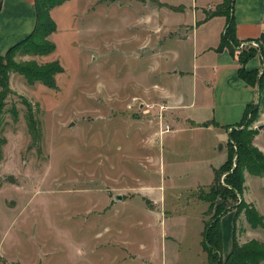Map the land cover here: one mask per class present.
<instances>
[{"label":"rangeland","instance_id":"1","mask_svg":"<svg viewBox=\"0 0 264 264\" xmlns=\"http://www.w3.org/2000/svg\"><path fill=\"white\" fill-rule=\"evenodd\" d=\"M131 9H124V17L110 13L108 32L101 34L98 11L97 17H85L80 10L83 18L74 20L68 7L60 8L54 12L58 29L48 37L55 49L44 55L17 53L18 61L57 60L62 71L55 73L56 86L50 88L10 73L12 92L5 106L13 111H5L1 132L6 142L0 154V264H118L125 252L120 246L156 264H201L193 248L197 216L204 207L203 217L212 215L203 195L215 179L192 191L197 176L190 161L201 152V143L195 145L192 131L173 133L175 124H168L170 102L159 96L158 85L166 80L157 76L156 56L145 49L153 45L154 34L143 23L145 8ZM254 39L264 51V38ZM257 55L260 76L264 62ZM23 100L38 120L37 142L29 133ZM242 118L224 125L225 131L264 130V103L256 116ZM229 143L228 136L223 143L228 168L235 165ZM221 147L219 142L217 150ZM259 176L247 190L244 181L242 199L264 217V174ZM143 192H160L162 199L153 201ZM118 193L122 200H115ZM161 201L175 217L167 224L141 207L160 209ZM220 201L217 197L214 206ZM183 209L186 225L185 214H179ZM227 214L220 219L222 256L230 252L234 235L238 243L264 242V226L251 225L243 209L235 220ZM169 231L180 243L164 238ZM138 256L119 264H149Z\"/></svg>","mask_w":264,"mask_h":264},{"label":"crops","instance_id":"2","mask_svg":"<svg viewBox=\"0 0 264 264\" xmlns=\"http://www.w3.org/2000/svg\"><path fill=\"white\" fill-rule=\"evenodd\" d=\"M129 1L65 0L62 4L53 6L50 13L54 18L55 11L68 7L72 12L70 17L78 20V18H83L82 14L79 16L80 10L84 12L85 17L91 13H95L94 17H97L96 14L99 12L98 27L102 34L103 31L108 32L107 20L110 13L112 15L121 14L120 17H124L122 14L124 9L145 8L143 23L148 25L150 32L154 34L153 45L146 46L145 49H150L156 56L154 68L158 72L157 76L166 80L164 85L161 83L158 85L161 86L159 96L168 98L170 102L168 124H175L176 130L172 129L173 133L192 131L196 140L195 145L201 143V152H197L195 159L190 161V168L196 172L197 176V182L194 183L196 187L192 191L197 190L201 186L211 184L216 178L214 169L226 161L227 149L224 150L223 143L227 140L228 133L224 125L239 121L248 103L257 102V87L247 83L240 76L237 57L232 55L228 48L216 49L227 24L226 16L216 14L206 18V7L213 8L223 0L215 4L209 0ZM233 8L237 38L246 41L259 37L264 30V0H234ZM35 21V0H0V54H4L12 44L31 33ZM259 62V55H256L247 62L246 67H258ZM163 64L167 67L163 68ZM190 84L194 85L192 90ZM184 111L188 112L184 113ZM203 111L205 113H202ZM194 113L198 114L199 118L192 115ZM206 121L211 122L203 124ZM219 142L223 148L221 150H217ZM253 143L264 152V130L255 134ZM219 151L224 152L216 153ZM199 172L201 176L198 175ZM260 177L262 176L247 173L245 189H249L251 182L255 179L261 180ZM159 193L157 195L153 192L144 194L149 199L157 201L162 199ZM191 194L193 197L194 193ZM116 199L122 200L123 195L118 193L115 195ZM251 201L254 202L252 198ZM159 205L160 209L144 207L142 204L141 207L148 213L160 217L159 222L167 224V220H173L175 217L171 215L172 211L163 209L162 201ZM256 205L259 206L258 203ZM165 212L169 214L166 215ZM185 212L186 210L183 209L179 213L185 214L183 216L184 225L188 221L187 212ZM204 212L205 207L197 216L199 234L196 236L197 243H193V248L202 256L201 264H209L208 255L201 247L202 231L206 225ZM226 214L225 217L229 218L233 214L234 218L235 210H229ZM171 234L170 231L169 235L165 233L164 238L169 237L173 242L180 243L179 238ZM122 247L118 249L121 248L125 252L121 251V257H117L118 264L123 259L138 256L132 250L127 251L125 247ZM138 257L145 263L156 264L149 257Z\"/></svg>","mask_w":264,"mask_h":264},{"label":"trees","instance_id":"3","mask_svg":"<svg viewBox=\"0 0 264 264\" xmlns=\"http://www.w3.org/2000/svg\"><path fill=\"white\" fill-rule=\"evenodd\" d=\"M64 1L35 0L36 21L33 31L12 44L4 54H0V154L1 147L6 142V138L1 134L5 125L4 114L7 109L13 111L12 107L6 108L5 106V99L12 92L9 85L10 73H21L30 83L39 80L49 88L56 86L55 73L62 71V66L57 60L50 61V63L38 64L36 61H18L16 55L17 53L44 55L49 54V52L55 49L56 44L48 39L49 34L57 29L56 21L51 15L50 9L55 5L62 4ZM233 6L234 0H223L216 4L212 10L206 11V18L213 17L216 14L226 16L227 24L216 49L222 50L225 47L228 48L229 52L237 57L240 76L247 83L257 87L258 100L257 102L248 103L245 107L243 118H246L249 113H251V116L254 114L256 116L259 107L264 103V71L259 76L256 67L247 68L246 65L257 54L263 55L262 61L264 62V51L260 47L261 43L259 47L251 44L238 47L241 40L236 36ZM261 37L264 38V30L256 39L260 41ZM24 103L27 105L26 120H28L29 133L32 135L34 142H37L40 137L38 120L35 118L32 106L26 100ZM15 112L17 114V111ZM210 122L206 121L203 124ZM235 132L237 133L234 135ZM255 133L256 130L254 128L247 129L246 127H240L229 132V144H231L232 148H235L233 151L235 165L228 168V163H230L228 155L227 161L215 172V182L210 185L208 191L204 192V195L202 194L204 198L209 200V208L212 210L211 217L206 220L203 231L204 238L202 240V247L208 252L209 264H259L261 262L264 264V242L257 239L238 243L233 233L234 238L230 252L226 257L222 256L221 252L222 236L220 233V219L227 211L235 210L236 216L237 212L243 209L251 225L264 226V217L257 212L253 205H245L242 199L245 181L244 172L247 171L256 175L264 174V152L253 143ZM223 173L225 174L224 178L221 176ZM217 197H220L221 201L214 206Z\"/></svg>","mask_w":264,"mask_h":264},{"label":"built area","instance_id":"4","mask_svg":"<svg viewBox=\"0 0 264 264\" xmlns=\"http://www.w3.org/2000/svg\"><path fill=\"white\" fill-rule=\"evenodd\" d=\"M251 44V45H253V46H258V43H257V41L255 40V39H251V40H246V41H242L239 45H238V47H243V46H245L246 44Z\"/></svg>","mask_w":264,"mask_h":264},{"label":"water","instance_id":"5","mask_svg":"<svg viewBox=\"0 0 264 264\" xmlns=\"http://www.w3.org/2000/svg\"><path fill=\"white\" fill-rule=\"evenodd\" d=\"M262 126H260V128H261Z\"/></svg>","mask_w":264,"mask_h":264}]
</instances>
